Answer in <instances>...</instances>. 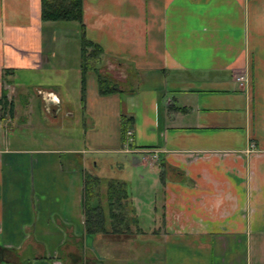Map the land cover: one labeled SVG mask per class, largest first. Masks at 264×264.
Returning a JSON list of instances; mask_svg holds the SVG:
<instances>
[{"label": "crops", "instance_id": "1", "mask_svg": "<svg viewBox=\"0 0 264 264\" xmlns=\"http://www.w3.org/2000/svg\"><path fill=\"white\" fill-rule=\"evenodd\" d=\"M40 11L0 0V96L10 116L25 113L0 128V264H264V0H83V27ZM82 37L102 51L85 66ZM70 66L73 108L53 82ZM18 74L43 77L41 105ZM101 78L125 86L101 94ZM36 111L51 131L91 124L84 147L43 144ZM16 129L41 143L13 145ZM90 165L100 184L124 181L128 199L121 175L141 169L157 200L129 199L128 228L106 213V232L87 233Z\"/></svg>", "mask_w": 264, "mask_h": 264}, {"label": "trees", "instance_id": "2", "mask_svg": "<svg viewBox=\"0 0 264 264\" xmlns=\"http://www.w3.org/2000/svg\"><path fill=\"white\" fill-rule=\"evenodd\" d=\"M40 3V15L43 21H76L83 27V0H40ZM82 46L84 66L88 63L89 59L97 58L102 52L98 45L87 41L84 37H82ZM90 47L91 50L88 51ZM99 88L101 94L118 90V87L107 78H101L99 80ZM12 105L13 104L7 100L4 90L0 96V110H9L8 113H11L13 109ZM8 107L9 109L7 110ZM122 129L125 134V124ZM84 181V217L86 232L90 234L106 232V213H108L109 219H111L110 226L112 229L123 226L128 228V221H126V224H123V221L128 218V214H122L125 219H121V213L117 211L121 208V205L125 207L123 200L128 199L126 197L127 191L125 182L118 179L108 180L105 193L102 195L99 193V188L98 191L96 189V187L100 185V179L97 176L86 173Z\"/></svg>", "mask_w": 264, "mask_h": 264}, {"label": "rangeland", "instance_id": "3", "mask_svg": "<svg viewBox=\"0 0 264 264\" xmlns=\"http://www.w3.org/2000/svg\"><path fill=\"white\" fill-rule=\"evenodd\" d=\"M111 70H113V71L114 70L120 71L121 69H118L117 65L115 64L114 67ZM66 72L68 74V78L66 80H61V81L55 80L53 82H54V84L57 83L56 86H55L56 88H61L62 86L66 88V92L68 94H70L69 95V97H70L69 99L71 100L70 104H71V107L73 108V106H75V107L77 106L76 98H77V96L79 94V91H78V81H77V79L74 76V70H71V66L66 70ZM60 73H62V75H63V73H65V71H60ZM106 73H108L109 75H111L113 77H115V75H116L115 73H112V72H106ZM31 78H32V81H30L29 83H27V81H24L23 74H18V76L16 77V79H18L17 80L18 81V84H21L23 87L26 84L23 89H25L27 95H29V96L31 95V100L33 101V103L35 104V106H39V105L42 104V102H41V97H39L38 91L36 90L37 87L35 88V85H39L40 80H42L43 77H41L40 75L37 74V75H32ZM10 79H12V77ZM24 82H26V83H24ZM124 82L125 81H122V80L120 81L117 78L115 79V83H120V84H123L124 85L125 84ZM17 97L18 96H14L15 99ZM21 98H23V97L21 96ZM75 110L76 109H74V111ZM37 114H38V112L36 111V112H34V114L32 116L35 117L37 120H39L40 123L42 124L41 125L43 127L42 130H44L46 132V133H43V134H47L48 133L49 136L50 135H52V136L54 135V137L51 136V139H49L50 141H47V143L46 142L45 143L43 142V144H45V145L47 144V146H56V147H73V148H82V147H84V139H83V137H85L86 130H89L90 129L91 124H88V122L87 123L85 122V123H83L84 126H81V125L79 126V129L74 126L75 129H71L70 130V124L71 123L68 122L69 119H65L64 121L61 120L62 123L66 127H63L62 128L63 132L60 133L58 131L56 132L55 129H52V131H51V129H48V126L46 125V123L44 121H42L40 119V117H36ZM1 116H3V118H4L3 121H2V123L4 124V126H2L0 128H3V131H4L5 130V127H7V128L12 127L13 126V122L15 124H16V122L18 124L19 123H22V121L24 119L22 117L25 116V113L24 112L22 113V111L19 110L15 114V118H13L12 116H10L8 114L7 111L0 110V117ZM50 128H52V127H50ZM72 131L74 133L73 134V140L72 141L71 140L67 141V140L63 139V136L66 135L67 132H72ZM15 132L16 133L14 134V136L15 135L16 136L14 138H12V139L10 138V140L12 141V144L15 145V146H17V145L24 146V145H27V144L28 145L29 144L30 145H33V144L41 143L40 140L38 139V137L35 136V135H38V134H35V135L34 134H29V130L25 131V134L24 133H21L19 129H16ZM57 133H59L60 135L57 134ZM9 136L12 137L13 135L12 134H9ZM57 136L60 137L58 140L56 138ZM23 137H36V139H33V140L30 139V140H28V139L25 138V140H23ZM104 155L105 154H102L103 157H105ZM129 158H131L130 155H129ZM153 158L156 159L154 156H153ZM88 170L90 172H92L91 173L92 175L97 176L98 178H99V176L101 177V176H104L106 174V173H104L105 171H100V173H99L97 170H94L91 165L88 167ZM140 174H143V171L141 169H138V168L136 169V168H133V167H128L127 169L124 170L123 174L121 175L122 177L128 179V183H129V186H130L129 189L133 191V195L129 199L133 200V202H137V198L136 197H138L141 200L144 199V201L147 202L146 204H149V202H152V200L156 201L157 198H158V192H157V189L158 188L156 187V189H155L156 191L154 190V187H155V185H154L155 178L153 177L151 179L150 175L146 174L147 177H145V179L142 180V182H141V179L139 177ZM114 176L115 175H112L110 177H114ZM104 177H107V176H104ZM111 179H116V178H111ZM98 188L105 191L106 183L105 182H102V184H100L99 187H96L97 191H98ZM125 188L127 189V187H125ZM102 192L99 191V193H101V194H102ZM135 198H136V200H135ZM129 199L123 200V203L125 204V207L121 205V208H119V210H117L118 212L120 211V213H121V216H120L121 219H125V217L123 215L124 214H128V208H130L129 207V203H130L129 202ZM146 207H148V205ZM144 208H145V206H144ZM144 213L145 214H148L147 212H144ZM131 219L132 220H135V216H133ZM123 224H126V221L125 220L123 221ZM97 247L98 246H96V248ZM5 256H6L4 258V261L5 262L6 261H11L12 259H15V256L13 254L12 255L10 254L9 257L7 255H5Z\"/></svg>", "mask_w": 264, "mask_h": 264}, {"label": "built area", "instance_id": "4", "mask_svg": "<svg viewBox=\"0 0 264 264\" xmlns=\"http://www.w3.org/2000/svg\"><path fill=\"white\" fill-rule=\"evenodd\" d=\"M128 134H129V133H128ZM154 157H155V158H157V157H158V155H156V153H155Z\"/></svg>", "mask_w": 264, "mask_h": 264}]
</instances>
